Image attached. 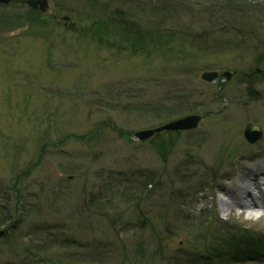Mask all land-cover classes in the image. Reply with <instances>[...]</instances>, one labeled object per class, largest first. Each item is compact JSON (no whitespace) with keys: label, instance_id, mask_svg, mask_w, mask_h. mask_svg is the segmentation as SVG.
Returning a JSON list of instances; mask_svg holds the SVG:
<instances>
[{"label":"rangeland","instance_id":"obj_1","mask_svg":"<svg viewBox=\"0 0 264 264\" xmlns=\"http://www.w3.org/2000/svg\"><path fill=\"white\" fill-rule=\"evenodd\" d=\"M204 1L217 20L219 4L233 3ZM234 1L255 4L252 29L219 31L204 20L213 26L204 48V24L193 27V15L174 23L185 39L155 34L143 46L136 33L125 35L111 21L102 26L84 0H51L45 14L0 4V20H26L0 27V202L15 204V177L37 163L21 184L30 193L22 197L29 216L0 238V264H264L205 256L214 257L223 241L237 251L243 239L264 240V215L248 214L252 207L241 213L251 197L231 205L219 193L241 199L235 193L264 167V0ZM142 11L131 16L139 28L158 26L153 11ZM209 72L215 81L202 79ZM190 114L202 116L194 130L135 139ZM248 121L261 124L254 144L244 135ZM137 178L149 181L150 194L139 209ZM253 187L262 213L264 194ZM202 213L219 221L184 218Z\"/></svg>","mask_w":264,"mask_h":264},{"label":"trees","instance_id":"obj_2","mask_svg":"<svg viewBox=\"0 0 264 264\" xmlns=\"http://www.w3.org/2000/svg\"><path fill=\"white\" fill-rule=\"evenodd\" d=\"M87 2V5L91 8L90 10L96 15V17L99 19L102 26L107 27L110 25H113L117 27L118 29H121L123 31V34L132 36V34L136 33L135 40H137L140 44L143 46L148 45L154 40L155 34H158L159 37L167 39L168 41L177 40L179 38H186V32L183 31L180 28H174L175 27V21L179 19V24L182 20L183 16H189L193 15V22L192 26H199L201 23L203 25V29L206 31L205 35L198 38L200 47L208 46L210 41L209 34L211 32L212 27L205 25L207 20L208 24H217L216 27L219 31H223L226 29L233 28L236 30L238 34H241L243 32H247L249 29L250 24L249 20L250 17H254V13L257 10L254 3H248L243 4L239 2H235L228 4V2L220 3L219 4V20H217L214 13L212 12L211 8L205 7V1L204 0H192L193 6L189 7V0H123L120 4L118 3L119 0H84ZM123 5L122 9H119L118 7L113 8L114 6ZM228 4V6H227ZM141 13H143L142 10L149 9L153 11L156 15V18L158 22V26L155 27L156 23L152 25L153 28L147 29L146 27L139 28L140 26L137 25L135 20L132 19V17H136L133 12L137 8ZM136 10H135V9ZM135 11H134V10ZM192 9H198L197 15H201V17L196 18L197 16L191 12ZM213 9H216L214 6ZM133 11V12H132ZM189 11V12H188ZM138 12V11H137ZM110 15V16H108ZM132 16V17H131ZM106 17V18H104ZM110 19V20H109ZM216 19V23L213 22V20ZM198 20V21H197ZM249 21V22H248ZM139 29H138V28ZM250 29H252L250 27ZM158 30L157 32H155ZM208 31V32H207ZM253 31V30H252ZM250 33H253V32ZM212 34V33H211ZM191 36V34H190ZM191 38H193L191 36ZM194 39V38H193ZM208 48V47H206ZM264 48V47H263ZM264 50V49H262ZM37 163H33L30 165L26 170H24L21 174L17 175L15 177V184H14V190L16 193L15 196V204L12 206L7 199H4L3 202H0V238L1 240L4 238L9 237V235H12L14 232H16L21 226L23 216L24 218H27L29 216V211L26 210L25 215V209H24V201L22 200V197L29 196L30 193L27 192V190L24 188L23 183L24 180H27L31 170L36 167ZM149 181H143L141 178H137L134 181L135 188L133 190L137 192L135 194L134 203L136 204L137 208L139 209L140 201L144 199V195H150L146 193V188ZM153 184V183H150ZM149 184V185H150ZM19 185V187H18ZM115 194H118L120 196L126 197L127 192H118V187H115ZM113 190V189H111ZM102 195L104 197H107L109 200L113 201L114 193L112 196L109 195L107 191H101ZM117 196V195H116ZM36 198V197H34ZM127 199H125L126 201ZM109 201V202H111ZM143 211L140 210V215H143ZM105 215V214H102ZM210 216V220L208 221L207 218ZM168 217V216H167ZM185 219H189L192 222L201 223L203 225H209L214 223L215 221H219L218 217H213L209 214L202 213L199 216H187L184 217ZM127 224V223H126ZM142 226H144L143 222L140 223ZM7 225L5 228L4 226ZM235 228H240L239 226ZM246 229V228H245ZM12 230V231H11ZM171 230V229H170ZM244 231V229H241ZM11 231V232H10ZM245 232H249V230H246ZM238 232L234 235H237ZM161 238V237H159ZM239 240V239H238ZM65 242V240H63ZM224 243L219 246L218 243V249L216 250V254L214 257L208 255H205L207 259L215 262L218 261H228V260H244L251 257H259L264 256V240L262 239H243L239 243V248L237 251H231L229 249L231 243L227 241H223ZM66 243V242H65ZM160 246L162 245V241H159ZM81 246V245H80ZM83 246V245H82ZM225 247V248H224ZM91 254V253H90ZM91 255L90 257H92ZM193 264V263H192Z\"/></svg>","mask_w":264,"mask_h":264},{"label":"water","instance_id":"obj_3","mask_svg":"<svg viewBox=\"0 0 264 264\" xmlns=\"http://www.w3.org/2000/svg\"><path fill=\"white\" fill-rule=\"evenodd\" d=\"M11 0H0V4H9ZM24 2L32 7L33 9H39L40 11H47L51 8V4L48 0H24ZM69 20L68 17L64 18ZM72 29H75L74 24H70ZM225 77L230 78V73H225ZM218 77L216 72H209L203 74V79L206 81H213ZM201 117L198 115H191L173 122H170L166 125H163L156 129L142 130L135 134V137L140 141H145L151 138L153 135L160 133L162 131H181V130H190L198 126ZM246 137L250 142H256L262 137L261 125L259 123L248 122L246 125Z\"/></svg>","mask_w":264,"mask_h":264},{"label":"bare ground","instance_id":"obj_4","mask_svg":"<svg viewBox=\"0 0 264 264\" xmlns=\"http://www.w3.org/2000/svg\"><path fill=\"white\" fill-rule=\"evenodd\" d=\"M242 155H244V154H242ZM239 159H244V156H241V158H239ZM261 173H263V172H261ZM256 177H257V175L256 174H253L251 176V178L249 179L250 182L247 183L246 185H244L245 192L249 193V192H251L252 186H257L256 183H255Z\"/></svg>","mask_w":264,"mask_h":264}]
</instances>
